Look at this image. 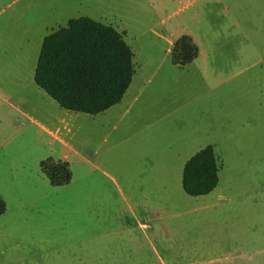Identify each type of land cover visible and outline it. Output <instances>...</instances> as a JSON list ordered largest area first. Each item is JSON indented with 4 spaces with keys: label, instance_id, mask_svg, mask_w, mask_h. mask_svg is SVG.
Wrapping results in <instances>:
<instances>
[{
    "label": "rangeland",
    "instance_id": "rangeland-1",
    "mask_svg": "<svg viewBox=\"0 0 264 264\" xmlns=\"http://www.w3.org/2000/svg\"><path fill=\"white\" fill-rule=\"evenodd\" d=\"M87 16L134 75L98 115L34 81L43 38ZM182 35L198 56L178 67ZM212 146L218 184L182 188ZM65 161L54 187L42 161ZM0 264H264V0H0Z\"/></svg>",
    "mask_w": 264,
    "mask_h": 264
},
{
    "label": "trees",
    "instance_id": "trees-1",
    "mask_svg": "<svg viewBox=\"0 0 264 264\" xmlns=\"http://www.w3.org/2000/svg\"><path fill=\"white\" fill-rule=\"evenodd\" d=\"M38 55L34 81L59 107L98 115L122 101L134 75L133 53L122 34L87 16L71 18L66 27L46 35ZM188 35L173 44L171 62L183 67L198 56ZM40 169L51 186L70 182L65 161H42ZM218 164L212 146L194 154L184 165L182 188L190 196L209 194L218 184ZM6 204L0 197V216Z\"/></svg>",
    "mask_w": 264,
    "mask_h": 264
}]
</instances>
